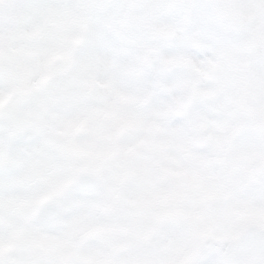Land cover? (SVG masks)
<instances>
[{
	"label": "clouds",
	"instance_id": "obj_1",
	"mask_svg": "<svg viewBox=\"0 0 264 264\" xmlns=\"http://www.w3.org/2000/svg\"><path fill=\"white\" fill-rule=\"evenodd\" d=\"M0 264H264V0H0Z\"/></svg>",
	"mask_w": 264,
	"mask_h": 264
}]
</instances>
